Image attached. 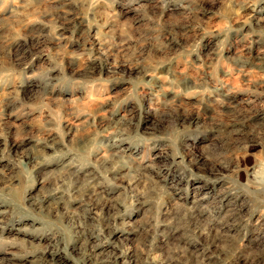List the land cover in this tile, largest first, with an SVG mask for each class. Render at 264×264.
I'll list each match as a JSON object with an SVG mask.
<instances>
[{
    "label": "rangeland",
    "instance_id": "374dc122",
    "mask_svg": "<svg viewBox=\"0 0 264 264\" xmlns=\"http://www.w3.org/2000/svg\"><path fill=\"white\" fill-rule=\"evenodd\" d=\"M0 264H264V0H0Z\"/></svg>",
    "mask_w": 264,
    "mask_h": 264
},
{
    "label": "bare ground",
    "instance_id": "6f19581e",
    "mask_svg": "<svg viewBox=\"0 0 264 264\" xmlns=\"http://www.w3.org/2000/svg\"><path fill=\"white\" fill-rule=\"evenodd\" d=\"M212 240V239H211Z\"/></svg>",
    "mask_w": 264,
    "mask_h": 264
}]
</instances>
